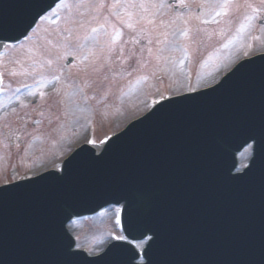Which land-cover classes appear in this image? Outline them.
Returning a JSON list of instances; mask_svg holds the SVG:
<instances>
[{
	"label": "water",
	"instance_id": "obj_1",
	"mask_svg": "<svg viewBox=\"0 0 264 264\" xmlns=\"http://www.w3.org/2000/svg\"><path fill=\"white\" fill-rule=\"evenodd\" d=\"M56 1L0 0V40L23 37ZM261 71L264 56L157 106L100 155L84 146L61 174L0 188V264H132L125 245L99 259L71 251L68 220L111 203L124 204L129 238L152 234L149 264H264V84L252 80ZM251 140L255 172L231 177L234 153Z\"/></svg>",
	"mask_w": 264,
	"mask_h": 264
},
{
	"label": "rangeland",
	"instance_id": "obj_2",
	"mask_svg": "<svg viewBox=\"0 0 264 264\" xmlns=\"http://www.w3.org/2000/svg\"><path fill=\"white\" fill-rule=\"evenodd\" d=\"M170 1L190 8L172 16ZM262 51L264 0H66L22 44L0 49V185L57 168L89 128L101 143L153 102L207 86ZM117 217L109 208L74 220L77 248L100 252Z\"/></svg>",
	"mask_w": 264,
	"mask_h": 264
},
{
	"label": "bare ground",
	"instance_id": "obj_3",
	"mask_svg": "<svg viewBox=\"0 0 264 264\" xmlns=\"http://www.w3.org/2000/svg\"><path fill=\"white\" fill-rule=\"evenodd\" d=\"M3 45L2 44H0V48L2 47Z\"/></svg>",
	"mask_w": 264,
	"mask_h": 264
}]
</instances>
